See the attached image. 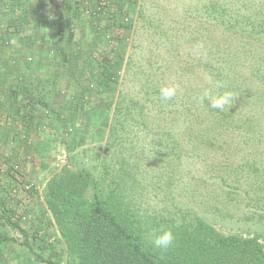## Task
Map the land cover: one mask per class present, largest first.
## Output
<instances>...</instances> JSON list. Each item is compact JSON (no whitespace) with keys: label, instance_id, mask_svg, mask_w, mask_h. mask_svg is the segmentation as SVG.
I'll use <instances>...</instances> for the list:
<instances>
[{"label":"rangeland","instance_id":"1","mask_svg":"<svg viewBox=\"0 0 264 264\" xmlns=\"http://www.w3.org/2000/svg\"><path fill=\"white\" fill-rule=\"evenodd\" d=\"M80 1L83 31L43 38L59 51L58 85L39 97L25 89L24 72L3 78L4 63L29 64L40 40L0 36V46L20 50L0 48V182L21 224L37 230L31 249L7 227L17 241L0 243V264H47L37 252L92 264L94 250L110 264L83 230L101 206L131 237L127 254L136 237L148 250L145 264L192 251L203 262L206 227L256 237L264 249V0H112L124 13V27L112 30L98 20L97 0ZM207 76L236 94L229 110L199 103L203 89L219 91ZM162 85L176 86V96L161 100ZM163 228L175 235L167 250L151 244Z\"/></svg>","mask_w":264,"mask_h":264},{"label":"trees","instance_id":"2","mask_svg":"<svg viewBox=\"0 0 264 264\" xmlns=\"http://www.w3.org/2000/svg\"><path fill=\"white\" fill-rule=\"evenodd\" d=\"M97 2L99 7L98 13L100 14L98 20L102 23L104 22L106 28L112 30L115 24L118 25L117 28L124 27L122 19L119 18V16L124 18L123 10L120 8L119 4H116L112 0H97ZM62 32L63 31L61 30L59 33L60 36L63 35ZM69 33L70 36H73L72 31ZM30 37H32V35H30ZM219 91H222V89H219ZM42 103L43 105H46L45 102ZM11 177L15 179L14 175ZM75 178V182H79V175L75 176ZM8 185L0 182V220H3V223L6 225H4V227L0 226V243L9 245L17 241L11 236H8L7 227H10L19 230L24 237L23 243L31 248L36 241L37 230L34 228H26L21 224L20 214L17 212L16 208H12L14 206L11 205V192ZM75 191L76 189L69 192V196L78 197L75 195ZM46 199L47 201L54 200L53 191L50 192V194H47ZM96 204L99 203L97 201L91 203L92 207ZM115 218L114 213L110 210L103 209L102 206L100 209L98 208V211L94 210L92 213L91 224H87L83 229L84 234L88 239V241H86L92 244L96 243L95 245H99V249L104 246L105 252H107L110 258V264H126V262L127 264H145L146 258L149 256V254H147L148 250L137 244L138 242L136 239L138 237H133L135 238L136 243H132L133 248L129 250L130 254H127L125 248L128 246V239H131V237L127 235L125 227L121 226L119 223L116 224ZM38 219V221L44 224V222H46L44 220L48 219V216L47 214H44L43 218ZM199 225L201 226L202 224ZM206 229H208L209 232H206L207 230L201 231L199 238L200 247H202L203 250H207L209 254L208 256H204V261L199 255L200 262H203L197 263V253L196 251H192L190 255L185 254L184 257L180 256V258L176 257L170 259L167 257L162 261V264H264V249H262V245L257 241L256 237L252 239H242L236 235L225 237L215 234L208 227H206ZM114 247L116 248L115 252L113 250ZM119 250L122 252H118ZM99 252L100 250H98V253ZM98 253L96 250L93 251L91 256L93 261L92 264H101ZM37 256L47 264H59L56 260L50 257L42 256L41 253L37 252ZM123 259L126 260V262H124Z\"/></svg>","mask_w":264,"mask_h":264},{"label":"crops","instance_id":"3","mask_svg":"<svg viewBox=\"0 0 264 264\" xmlns=\"http://www.w3.org/2000/svg\"><path fill=\"white\" fill-rule=\"evenodd\" d=\"M0 0V36L7 39L8 36L18 38H25L28 34L34 38L40 40L39 46H33L31 50V62L25 64L23 61H19L17 65L12 68L7 67V61L4 63L5 70L3 82L9 84L14 77L10 69H17L26 74L24 77L27 87L25 89L30 90L32 97H39L49 88H55L58 85L56 77L54 78L55 64L59 63L57 58H54V52L46 50V45L49 43L45 41L46 38H51L54 35H59L62 30L63 34L67 31L74 34L81 33L83 31V14L79 13L80 0H23L21 5L18 4L20 0H5L2 3ZM84 3V2H83ZM58 6V7H57ZM73 10V11H72ZM80 18V20H78ZM73 22V27H69V22ZM59 25V26H58ZM16 29H15V28ZM43 38H45L43 40ZM2 40V39H0ZM2 42V41H1ZM7 41L2 42L0 46L5 52H11L12 54L18 53V44L10 47L5 45ZM63 53L66 49L61 50ZM56 59V60H55ZM4 59L2 58L1 61ZM57 61V62H56ZM60 67H64L65 63L61 62ZM2 63L0 68H2ZM59 66V64H57ZM26 66V67H25ZM28 66V67H27ZM28 68L34 71L33 77L29 76ZM20 74V72H19ZM41 75V76H40ZM65 75V74H64ZM69 76H66V80H62L63 84L68 81ZM13 81V80H12ZM61 81V80H60ZM69 82V81H68ZM74 83V81H72ZM8 88V85L6 86ZM3 88V86H2ZM5 88V87H4ZM2 90V89H1ZM52 92V91H50ZM30 99V97H28Z\"/></svg>","mask_w":264,"mask_h":264},{"label":"clouds","instance_id":"4","mask_svg":"<svg viewBox=\"0 0 264 264\" xmlns=\"http://www.w3.org/2000/svg\"><path fill=\"white\" fill-rule=\"evenodd\" d=\"M210 83L214 84L217 89H224L223 91L214 92L211 88H205L198 95L199 103L207 102L209 107L220 112L229 110L237 97L231 90H228L220 81H212L210 76L205 77ZM177 94V87L174 85H162L159 88V97L163 101L171 100ZM175 235L171 229L163 228L153 233L151 244L154 248L160 250H167L174 245ZM72 258L69 255L63 257V264H69Z\"/></svg>","mask_w":264,"mask_h":264}]
</instances>
